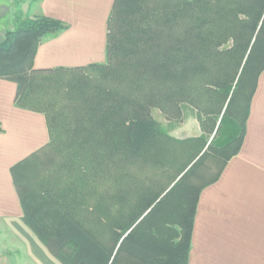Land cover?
Listing matches in <instances>:
<instances>
[{
  "label": "trees",
  "instance_id": "obj_1",
  "mask_svg": "<svg viewBox=\"0 0 264 264\" xmlns=\"http://www.w3.org/2000/svg\"><path fill=\"white\" fill-rule=\"evenodd\" d=\"M20 3L0 41V78L48 133L9 168L22 221L62 264H187L199 192L243 140L264 66V0H113L105 63L67 67L33 66L63 25L30 19ZM186 106L202 134L172 137L151 114ZM208 158L218 168L204 180ZM148 170L167 183L133 179L130 202L129 178Z\"/></svg>",
  "mask_w": 264,
  "mask_h": 264
},
{
  "label": "crops",
  "instance_id": "obj_2",
  "mask_svg": "<svg viewBox=\"0 0 264 264\" xmlns=\"http://www.w3.org/2000/svg\"><path fill=\"white\" fill-rule=\"evenodd\" d=\"M113 0H35L34 15L61 21L37 46L34 67L105 61ZM15 83L0 78V264H62L21 219L9 168L48 140L42 113L14 105ZM187 264H264V66L238 152L196 202Z\"/></svg>",
  "mask_w": 264,
  "mask_h": 264
},
{
  "label": "rangeland",
  "instance_id": "obj_3",
  "mask_svg": "<svg viewBox=\"0 0 264 264\" xmlns=\"http://www.w3.org/2000/svg\"><path fill=\"white\" fill-rule=\"evenodd\" d=\"M13 1L16 0H0V41L4 38L5 32L13 27V19H12V23H10V17H9L10 7L12 8L14 7ZM20 1H21L20 7L22 11L27 12L30 19H34V20L38 19L39 16L33 14L34 12L33 6L35 4L34 3L35 0H20ZM14 10L15 8H13V11ZM67 112L68 110L66 109L65 113ZM151 114L154 120L157 121L160 124V126L163 127L172 137L186 138L203 133V131L200 129L201 127L199 125V121L197 119V114L195 112V109L191 108L190 106H186L181 110L178 116H174L172 118L168 117L164 112H162L158 108H153ZM205 126L208 128V124H205ZM213 134L214 132H212V134L208 138V142H210L211 138L213 137ZM202 166L203 167H200L199 170L202 171L201 176L204 180L212 176L211 174H209V172L213 173L218 168V164L216 160L214 161V158L206 159ZM164 177L165 175H163L162 172H158L155 175L153 172L149 170L139 174H132L127 182L129 187L128 189L131 188V192L129 193V201L131 202L132 197L136 195L134 191V187L136 185L135 180L137 179L144 180V182H142L143 186L149 188L152 186L153 188L157 185L159 180L163 181L162 184L164 186L168 181V179ZM133 179L135 180L133 181ZM201 181L202 179L201 180L194 179L195 185L199 184ZM164 193L160 195L159 199L164 195ZM159 199H157L156 202ZM154 204H152L151 207Z\"/></svg>",
  "mask_w": 264,
  "mask_h": 264
},
{
  "label": "water",
  "instance_id": "obj_4",
  "mask_svg": "<svg viewBox=\"0 0 264 264\" xmlns=\"http://www.w3.org/2000/svg\"><path fill=\"white\" fill-rule=\"evenodd\" d=\"M9 17H10V23H12V19H13V8L12 7H10Z\"/></svg>",
  "mask_w": 264,
  "mask_h": 264
}]
</instances>
